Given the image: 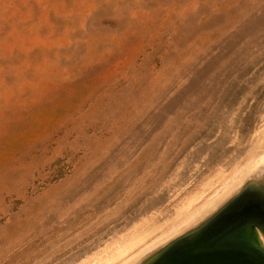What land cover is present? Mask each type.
<instances>
[{
    "label": "rangeland",
    "instance_id": "rangeland-1",
    "mask_svg": "<svg viewBox=\"0 0 264 264\" xmlns=\"http://www.w3.org/2000/svg\"><path fill=\"white\" fill-rule=\"evenodd\" d=\"M263 128L264 0H0V264L154 237Z\"/></svg>",
    "mask_w": 264,
    "mask_h": 264
},
{
    "label": "water",
    "instance_id": "water-1",
    "mask_svg": "<svg viewBox=\"0 0 264 264\" xmlns=\"http://www.w3.org/2000/svg\"><path fill=\"white\" fill-rule=\"evenodd\" d=\"M130 264H264V162L190 225Z\"/></svg>",
    "mask_w": 264,
    "mask_h": 264
},
{
    "label": "bare ground",
    "instance_id": "bare-ground-1",
    "mask_svg": "<svg viewBox=\"0 0 264 264\" xmlns=\"http://www.w3.org/2000/svg\"><path fill=\"white\" fill-rule=\"evenodd\" d=\"M262 131L264 136V128ZM262 162H264V144L259 148V150H257L249 157L243 168L236 170L228 181H224L225 183L222 185L224 187V191L221 195L214 198L213 200L203 202L198 206H192L189 203L182 211L178 213L177 219L159 234L147 240L146 237L148 236V234H135L128 238L126 241H123L122 244L117 245L104 259L98 261L95 264H130L139 255L155 246L156 244L167 239L174 233H177L178 231L187 227L198 217L211 209L235 185H237V183L248 171Z\"/></svg>",
    "mask_w": 264,
    "mask_h": 264
}]
</instances>
